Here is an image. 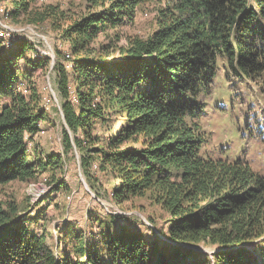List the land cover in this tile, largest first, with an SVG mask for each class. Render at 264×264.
I'll list each match as a JSON object with an SVG mask.
<instances>
[{
  "label": "trees",
  "instance_id": "obj_1",
  "mask_svg": "<svg viewBox=\"0 0 264 264\" xmlns=\"http://www.w3.org/2000/svg\"><path fill=\"white\" fill-rule=\"evenodd\" d=\"M36 1L12 0L8 18L24 14L37 23L65 14L55 5L37 13ZM147 1L86 0L81 14L59 26L69 48L54 68L66 151L79 150L84 173L103 174L111 199L146 197L167 213L159 228L165 238L117 229L116 215L94 213L88 233L62 229L72 259L37 230L40 215L0 197V264H264V159L257 168L252 156L214 151L203 124L226 98L234 110L231 90L216 95L221 77L264 86V0H158L147 36L122 33ZM29 44L0 38V192L60 159L29 150L47 118L37 84L20 72ZM33 56L26 60L33 68L48 59L36 48ZM243 127L261 141L250 123ZM200 244L217 248L213 260L195 249Z\"/></svg>",
  "mask_w": 264,
  "mask_h": 264
},
{
  "label": "rangeland",
  "instance_id": "obj_2",
  "mask_svg": "<svg viewBox=\"0 0 264 264\" xmlns=\"http://www.w3.org/2000/svg\"><path fill=\"white\" fill-rule=\"evenodd\" d=\"M11 1L0 0V26L3 22L8 29H17V31H9L5 27L0 28L8 33L3 35L6 39L10 38V42L19 36L30 43L24 50L25 58L19 59L20 72L27 83L37 84L41 99L45 102V105L44 103L42 105L47 112L46 120L40 123L41 131L35 134L34 139L29 142V150L31 153L37 151V154L42 157L60 153V159L57 166L48 167L33 180H15L8 183L1 190L0 197L3 200L14 201L24 213L40 215V222L36 225L37 230L46 233L49 244L56 252L63 250L72 259L77 258L71 250L73 243L69 241V243H61L59 240L62 229L66 225H71L80 234L88 233L94 213L116 215L117 229L127 226L142 231L147 236L153 234L154 231L164 237L159 228L165 227L167 213L146 197L124 203L111 199L107 194L110 186L103 174L93 169L90 174L84 173L80 165L79 150L68 152L63 144L62 129L65 121L60 108L57 72L54 64L57 58L63 60L61 54L69 48V44L61 37L60 29L70 19L81 14L86 0H37L33 5L37 13L46 12L51 5L65 11L62 16L52 15L44 22L38 21L37 23L28 22L24 14L18 18H8L7 12ZM156 2L158 0H149L141 4L133 22L122 27V33L147 36L155 27ZM113 33L111 30L109 36L101 35L97 42H107ZM35 48L37 55H44L48 59L41 66L33 68L26 60L34 59ZM114 53L117 55L116 52ZM261 84V82L257 83L249 79L245 81L232 77L227 80L221 77L217 84L216 95H221V93L225 95L231 90L235 97L234 110L229 107L226 98L218 108L207 111L203 118L206 130L212 134L211 146L214 151H218L220 146H223L230 149L229 152L233 155L243 153L244 157L252 156L256 159L254 165L257 168H261L264 159V140L260 136V134L264 135V86ZM220 99L221 97L215 98L216 101ZM223 103H227V107L221 110L220 106ZM212 105L215 107V104L212 103ZM245 122L252 125V133H255L261 141L254 135H249L251 127H246L245 130L243 127ZM258 125L261 128L256 130ZM53 178L58 180L52 182ZM58 183H63V185L60 189L54 190ZM150 217L155 219L154 223ZM58 244L62 246L60 249H58ZM194 247L212 260L213 254L217 251V248L210 245L200 244Z\"/></svg>",
  "mask_w": 264,
  "mask_h": 264
},
{
  "label": "bare ground",
  "instance_id": "obj_3",
  "mask_svg": "<svg viewBox=\"0 0 264 264\" xmlns=\"http://www.w3.org/2000/svg\"><path fill=\"white\" fill-rule=\"evenodd\" d=\"M3 34H6L7 35L8 33H6L5 30H3L2 28H0V38L3 37L2 39L6 42L7 45H12L13 41L10 42V38L9 39H6V37H4ZM67 55L69 56V54H67ZM20 84H21V86H23V82H21Z\"/></svg>",
  "mask_w": 264,
  "mask_h": 264
},
{
  "label": "built area",
  "instance_id": "obj_4",
  "mask_svg": "<svg viewBox=\"0 0 264 264\" xmlns=\"http://www.w3.org/2000/svg\"><path fill=\"white\" fill-rule=\"evenodd\" d=\"M0 27H5V24L2 22V25ZM6 29H8L7 27H5ZM9 31H17V29H8ZM21 32V31H20Z\"/></svg>",
  "mask_w": 264,
  "mask_h": 264
},
{
  "label": "water",
  "instance_id": "obj_5",
  "mask_svg": "<svg viewBox=\"0 0 264 264\" xmlns=\"http://www.w3.org/2000/svg\"><path fill=\"white\" fill-rule=\"evenodd\" d=\"M195 249H198V248H195Z\"/></svg>",
  "mask_w": 264,
  "mask_h": 264
}]
</instances>
